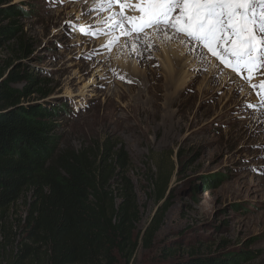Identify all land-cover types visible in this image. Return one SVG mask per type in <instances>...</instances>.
I'll list each match as a JSON object with an SVG mask.
<instances>
[{"label":"rangeland","instance_id":"1","mask_svg":"<svg viewBox=\"0 0 264 264\" xmlns=\"http://www.w3.org/2000/svg\"><path fill=\"white\" fill-rule=\"evenodd\" d=\"M121 3L136 5L137 0ZM13 4L24 14L2 25L14 23L20 40L31 45L20 72L48 80L47 99L65 104L54 119L62 147L98 148L110 139L128 153L142 215L135 233L139 249L129 264H155L165 247L180 255L190 248L200 253L247 250L256 259L246 264H264V127L251 121L255 113L264 118V94H243L247 83L239 86L230 75L227 90L237 89L231 96L220 84L228 72L206 54L205 64L186 68L175 87L153 54L162 47L153 33H166L146 29L148 37L135 34L125 17L140 13L115 0H0V10ZM105 15L115 28L102 32L98 26ZM108 38L114 39L103 46L100 41ZM132 39L142 46L144 59L139 72L132 66L126 71L142 81L129 86L115 79L116 68L126 70L119 67L116 51L128 49L132 42L122 43ZM13 46L0 49L3 80L19 63ZM193 48L201 50L196 43ZM132 55L131 60L137 58ZM241 98L245 107L236 105ZM158 180L168 186L161 201L154 192ZM26 202L15 206L11 222L24 219ZM167 202L172 206L146 249L145 232Z\"/></svg>","mask_w":264,"mask_h":264},{"label":"trees","instance_id":"2","mask_svg":"<svg viewBox=\"0 0 264 264\" xmlns=\"http://www.w3.org/2000/svg\"><path fill=\"white\" fill-rule=\"evenodd\" d=\"M23 14L15 4L0 10V49L14 44L11 52L19 59L4 80L0 69V264H129L139 249L135 233L142 215L128 153L110 139L98 148L62 147L54 119L65 104L47 99L48 80L20 72L31 45L20 40L14 23L2 25ZM167 190V183L155 182L159 201ZM21 200L27 201L25 217L16 224L9 219ZM171 206L167 202L158 209L145 232L144 248L152 247ZM176 250L165 247L155 264H246L256 259L247 250L200 253L190 248L182 255Z\"/></svg>","mask_w":264,"mask_h":264},{"label":"snow or ice","instance_id":"3","mask_svg":"<svg viewBox=\"0 0 264 264\" xmlns=\"http://www.w3.org/2000/svg\"><path fill=\"white\" fill-rule=\"evenodd\" d=\"M115 3L140 13L139 17H125L137 33L147 35L146 29L166 33L172 29L199 42L238 74L246 70L249 81L254 70L264 67V0H137L136 5L115 0ZM260 87L264 88V83Z\"/></svg>","mask_w":264,"mask_h":264},{"label":"bare ground","instance_id":"4","mask_svg":"<svg viewBox=\"0 0 264 264\" xmlns=\"http://www.w3.org/2000/svg\"><path fill=\"white\" fill-rule=\"evenodd\" d=\"M107 18H108V15H105L104 17H102V21L99 23L98 27L102 29V32H104L106 29L113 30V28H115V25L108 24L111 21L107 22ZM130 28H132V26H130ZM158 33L159 32H154L153 35L155 36L159 44H162V47L159 51L153 52V54H156L157 56H159V61L162 66V71L165 73V76L172 78V83L173 84L176 83L175 87H177L180 82L181 76L183 75L186 68H188L192 64L195 65L196 67H201L205 64L202 62L203 58L205 57V53L202 51V49L200 50L199 48H193V44L191 42H188V40H185L183 37H180L174 34L173 32H170L167 30L166 34L160 37ZM113 39L114 38H108L105 40H101L100 43H102V45L104 46V44H106L108 41H111ZM161 40H163L162 43H161ZM129 42H132V45H131L132 47L130 46L128 49H126L123 52H120V50L116 51V53L119 55L116 61L119 63V67L126 68V71L131 70V68L129 67L132 66L133 67L132 70H134V72H139L140 66H141V60L144 59V54H143L144 52L142 51V46L139 45V42L137 41V39H132L131 41H123L122 44H127ZM132 52H134V55L137 56V58L134 60L130 59V57L133 56ZM207 61L211 62L212 65L215 66L214 65L215 63L212 62L210 59L207 58ZM102 67L103 66H101V68ZM211 73H212V76L213 74L215 75L216 74L215 69H212ZM130 75L132 77L134 85L138 84L136 81H139L142 83V81L137 80L132 73H130ZM224 75L225 76L221 80L220 84H223V87L226 88L227 90L229 78L231 76L229 73H225ZM102 76H103V73L99 77H102ZM232 79H234L239 84V86L243 85L236 78L232 77ZM84 90H87V89H84ZM229 90L230 91L227 90L226 92H231L232 93L231 96H234L235 93L237 92V89H235L234 87L233 88L231 87ZM244 90L245 91L243 94H246L249 89L245 88ZM244 102H245L244 98H241L239 102L236 103V105L242 104V106L245 107ZM257 104L259 105L258 102ZM252 117H254V120H251V121L254 122L255 124L256 123L258 124L257 128L264 127L263 126L264 118H262L259 113H255Z\"/></svg>","mask_w":264,"mask_h":264},{"label":"clouds","instance_id":"5","mask_svg":"<svg viewBox=\"0 0 264 264\" xmlns=\"http://www.w3.org/2000/svg\"><path fill=\"white\" fill-rule=\"evenodd\" d=\"M133 32L135 34H137V32L135 30ZM141 34H142L143 37H148L144 33H141ZM177 34L186 37L188 39V41L193 42V44L194 43L198 44L201 47V49L204 50V52L207 55V57H209L210 59L214 60L218 67H220L224 71L228 72L230 75H232V77L236 78L241 83H243V84L247 83L248 89L250 90V92L253 95H256L258 90L262 91L264 89V88L260 87L261 83H264V67H260L258 71L254 70L253 73H252V79H251V81H249L248 72L246 70H242V72L238 74L236 71H233V69L231 67L225 65L224 63H221V61L216 56H213L199 42L193 41V40H191L190 38H188L187 36H185V35H183L181 33H177ZM116 71H117V74H115V79H117L118 81L123 82V83H125V84H127L129 86L133 85V80H132V77H131L129 72H126V70L124 72H122V70L118 69V68H116ZM119 73H121V74H119ZM260 79L262 80V82H260ZM253 85H255V87H253Z\"/></svg>","mask_w":264,"mask_h":264},{"label":"water","instance_id":"6","mask_svg":"<svg viewBox=\"0 0 264 264\" xmlns=\"http://www.w3.org/2000/svg\"><path fill=\"white\" fill-rule=\"evenodd\" d=\"M207 191H209V189H207Z\"/></svg>","mask_w":264,"mask_h":264}]
</instances>
